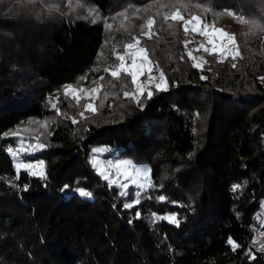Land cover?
I'll return each instance as SVG.
<instances>
[{
	"label": "trees",
	"instance_id": "trees-1",
	"mask_svg": "<svg viewBox=\"0 0 264 264\" xmlns=\"http://www.w3.org/2000/svg\"><path fill=\"white\" fill-rule=\"evenodd\" d=\"M176 11L242 21L245 36L198 68ZM128 44L164 90L111 76ZM262 77L264 0H0V264H264ZM69 86H102L96 111ZM95 146L147 165L148 188L102 180Z\"/></svg>",
	"mask_w": 264,
	"mask_h": 264
},
{
	"label": "rangeland",
	"instance_id": "rangeland-1",
	"mask_svg": "<svg viewBox=\"0 0 264 264\" xmlns=\"http://www.w3.org/2000/svg\"><path fill=\"white\" fill-rule=\"evenodd\" d=\"M199 17V16H197ZM200 18V17H199ZM185 20H191L190 18H184ZM183 23V22H182ZM188 32L184 31V47L187 51V54L191 53V59L194 66L198 68H203L206 66L207 56L216 57L217 60H223L228 55H233L236 53L235 40H232L226 36H220L215 32L217 29H223L224 32L230 35L239 34V36H245L246 25L242 21L231 19L228 17L220 19L219 17H214L212 21L202 20L200 22L192 21V23L187 25ZM195 27V30L193 28ZM203 27L206 35L200 34V29ZM184 30V24H183ZM217 36L219 41L222 43H217L215 50H213V44L208 41ZM203 44L204 47H200ZM134 47L127 48L125 56V66L131 67L132 60L134 59L137 64V68L134 71L137 72L136 78V93L141 94L143 91H149L150 86L157 88L159 84L160 88L165 86V80L162 73H153L151 70V65L148 59H144L146 56L144 51L137 44H132ZM199 48L197 51L196 49ZM205 48L209 51H205ZM121 63V62H120ZM163 65L165 63L163 62ZM119 66L115 68L118 69ZM161 76L163 78H161ZM137 85L140 86V90H137ZM68 91H70L73 97L79 99H85L88 103L95 98L96 93L91 94V99H89L88 91L81 90H91L89 88H77L69 86ZM95 89V88H92ZM86 104V105H87ZM16 164L25 167L28 164L33 165L29 169L35 174L41 173L42 165L39 162L23 164L19 159H16ZM89 164L95 170L96 174L102 179L105 180L110 185L117 186L121 192H126L130 187H133L137 193L144 192L149 185L150 180V169L147 165H139L128 159H121L115 156V153L104 146H95L91 149L89 154ZM119 166V167H117ZM107 175L108 179H105ZM258 223V233L254 239L253 245L261 251H264L262 245H264V202L262 204V209L256 217Z\"/></svg>",
	"mask_w": 264,
	"mask_h": 264
},
{
	"label": "snow or ice",
	"instance_id": "snow-or-ice-1",
	"mask_svg": "<svg viewBox=\"0 0 264 264\" xmlns=\"http://www.w3.org/2000/svg\"><path fill=\"white\" fill-rule=\"evenodd\" d=\"M227 14L232 15L233 18H236V16H237V14H236L235 12H229V13H227ZM164 18H165V20H167V19H168V16L166 15ZM171 19H172L173 21H182L183 24H184V31H185V33L188 32V27H187V25L190 24V23H192V21L200 22V18L197 17V16H193L191 20H185L184 17H183V15H182L179 11H176V12L172 15ZM148 24H149V26H151L152 24H154V20L149 19ZM110 27H111V25H110ZM193 30H195V27L193 28ZM215 32L218 33L220 36H226V37H228V38H230V39H232V40H235V36H234V35H230V34L224 32L223 29H217V30H215ZM146 34H147V33H146ZM200 34H201V35H206V33H205L204 30H203V27H201V29H200ZM208 42L213 44V50H215V46H216L217 43H221V42L219 41V39L217 38V36H215V35H214L213 38L210 39ZM136 43H139V41L137 40ZM222 46H223V45H222V43H221V47H222ZM132 47H134V45H132V44H128V45L126 46V48H132ZM200 47H204V45L201 44ZM196 50L198 51L199 48H197ZM141 51H146V50H143V49H142ZM205 51H209V49L205 48ZM188 55L191 57V53H189ZM232 58L235 59V57H232ZM116 59L119 60L121 63L119 64L118 69H116V70H112V71H111V73H110L111 76H112L113 78H117V79H118V78L120 77V73H121V72H124V73H126L127 75L131 76V78H132V83H133V84H136L137 72L134 71V69L137 68L136 61L133 59V60H132V66H131V67H126V66H125V63H124V61H125V56H124V55H117ZM144 59L146 60V59H147V56H145ZM233 67H235V65H233ZM106 70H107V69H106ZM161 78H163V77L161 76ZM100 79L102 80L103 77H100ZM261 79L264 80V77H262ZM157 88H158L159 90H164V89H162V88L159 87V84L157 85ZM101 90H102V86H101L100 89L81 90V91H88V92H89V97H88V98L91 99V94H92V93H98V92L101 91ZM137 90H140V86H139V85H137ZM124 95H125V96H129L130 93H125ZM151 95H152V93H151V92H148V97H149V98L151 97ZM73 98L77 100V103H79V98H77V97H73ZM85 110H86V111H87V110H90V111H92V112H95V111H96V108L93 107V104H92V103H88V104L85 106ZM81 115H83V113H81ZM73 122H76V121L74 120ZM41 147H43V145H41ZM8 151L11 153V152H12V149L9 148ZM43 163H44V162H43L42 160L39 161V164H40V165H43ZM25 167H27V168H31V167H33V165L28 164V165H26ZM117 167H119V166H117ZM18 168H19V165H18ZM105 179H108L107 175H105ZM235 187H239V186L237 185V186H235ZM25 190H26V187H25ZM80 195H81V196H90L91 193L84 192V191H80ZM160 199H164V198H163V197H160ZM137 202H138V201H137ZM131 206H132V205H125V207H131ZM171 219H172V221H173L174 223H178V222L175 220V217H172ZM262 234H264V233H262ZM228 242H229L230 244L233 245L234 249H235L236 247H239V245L235 244V242L232 241L231 239H229ZM262 248H264V245H262Z\"/></svg>",
	"mask_w": 264,
	"mask_h": 264
}]
</instances>
